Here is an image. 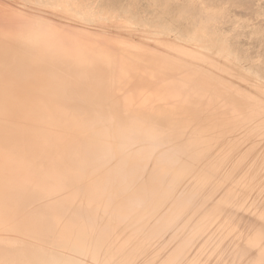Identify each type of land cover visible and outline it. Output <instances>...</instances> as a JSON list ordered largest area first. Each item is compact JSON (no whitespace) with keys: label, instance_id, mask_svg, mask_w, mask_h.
<instances>
[{"label":"bare ground","instance_id":"6f19581e","mask_svg":"<svg viewBox=\"0 0 264 264\" xmlns=\"http://www.w3.org/2000/svg\"><path fill=\"white\" fill-rule=\"evenodd\" d=\"M77 4L0 0V264H264V87Z\"/></svg>","mask_w":264,"mask_h":264},{"label":"rangeland","instance_id":"374dc122","mask_svg":"<svg viewBox=\"0 0 264 264\" xmlns=\"http://www.w3.org/2000/svg\"><path fill=\"white\" fill-rule=\"evenodd\" d=\"M82 1L76 0L77 7L86 8L89 3L92 23L103 20L98 16L103 12L107 17L111 13L119 21L135 23L137 30L157 31L172 40L195 43L227 57L229 63L264 87V0ZM131 39L136 42L135 36Z\"/></svg>","mask_w":264,"mask_h":264}]
</instances>
